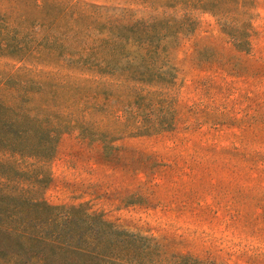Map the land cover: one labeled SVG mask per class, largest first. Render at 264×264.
I'll list each match as a JSON object with an SVG mask.
<instances>
[{
  "label": "trees",
  "instance_id": "16d2710c",
  "mask_svg": "<svg viewBox=\"0 0 264 264\" xmlns=\"http://www.w3.org/2000/svg\"><path fill=\"white\" fill-rule=\"evenodd\" d=\"M208 3L214 8L200 7L249 51L248 12ZM131 13L85 0H0V57L58 58L57 72H0V259L7 264H210L170 253L84 205L44 197L63 132L77 128L107 142L175 125L178 73L170 48L194 20L188 12Z\"/></svg>",
  "mask_w": 264,
  "mask_h": 264
},
{
  "label": "rangeland",
  "instance_id": "374dc122",
  "mask_svg": "<svg viewBox=\"0 0 264 264\" xmlns=\"http://www.w3.org/2000/svg\"><path fill=\"white\" fill-rule=\"evenodd\" d=\"M85 1L135 18H193L192 30L170 48L178 73L175 125L107 142L77 128L63 132L45 199L84 205L170 253L210 264H264V0ZM208 2L248 12L249 51L200 7L214 8ZM57 62L49 52L23 62L0 57V72L43 75L57 72Z\"/></svg>",
  "mask_w": 264,
  "mask_h": 264
}]
</instances>
